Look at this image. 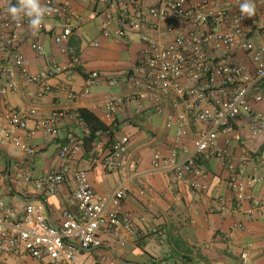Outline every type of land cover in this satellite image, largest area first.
<instances>
[{"label": "crops", "instance_id": "obj_1", "mask_svg": "<svg viewBox=\"0 0 264 264\" xmlns=\"http://www.w3.org/2000/svg\"><path fill=\"white\" fill-rule=\"evenodd\" d=\"M65 1L70 3L72 14L74 35L70 43L77 47L81 59L74 75L69 79L63 75L50 79L54 92L44 97L37 96L38 88L22 79L15 94L0 97V111L9 107L36 110L28 130L16 131V136L36 150L34 158H27L11 143L0 145V199L6 207L20 215L30 203L28 200L41 199L49 223L60 226L64 210L78 214L72 202L75 181L72 179L60 186L55 195L38 190L35 182L64 167L69 168L71 177L74 172L84 170L91 186L100 195L109 194L125 183L126 197L121 211L132 217L141 236L129 238L125 245H121L114 236L106 234L102 237L104 246L99 249H85L78 242L69 241L78 250L79 263L93 262L105 255L122 264L112 250L128 264H241L240 252L247 249L253 264H264V207L255 205L264 197V131L255 135L252 130L254 120L243 116L234 123L231 131L221 133L218 148L225 152V160L211 159L202 165L204 176L199 181L204 189L201 191L193 190L188 182L178 181L172 172L154 171L152 162L156 155L166 157L177 149L182 157L186 156L193 146V133L188 131L178 141L175 128H166L165 117L157 115L145 100L139 98V90L130 89L127 80L134 75L142 58V42L135 36L118 39L113 33L104 37L102 25L109 11L102 2ZM230 2L233 10L240 12L239 5L244 0ZM252 2L256 5V12L249 18L250 36L256 43H263L264 0ZM45 3L46 0H41L42 5ZM16 4L17 0H0V7ZM154 4L155 0H143L146 8ZM45 23L48 27L35 34L26 26L19 29L25 66L32 75L48 71L52 63L67 64L70 59L53 41L62 25L52 19H45ZM33 43L41 45L44 53L35 52L31 48ZM95 43L99 46L95 47ZM11 57L12 54L7 53V59ZM238 58L249 70L253 69L247 55L239 54ZM92 72L118 76L120 84L115 87L94 86L89 95L70 101L68 94L83 91ZM262 95L263 100L253 108L264 115V90ZM112 99H120L122 103L114 114L109 115L106 105ZM80 109L91 111L113 130L111 142L109 136L102 135L90 147L84 146L89 132L86 125L74 117ZM56 112L68 114L60 121L57 137L46 136L42 131L28 134L39 120ZM73 137L83 142L81 150L72 158H61V148ZM122 137L129 139L127 158L136 162L138 177L128 169H106L95 152L100 148L108 153L114 142ZM242 169L247 179L260 180L247 188L248 199L239 202L230 187V180ZM26 176H30V182L25 181ZM12 189L22 198L17 197ZM234 225H242L243 230L234 229ZM0 264L45 263L14 253L0 254Z\"/></svg>", "mask_w": 264, "mask_h": 264}, {"label": "built area", "instance_id": "obj_2", "mask_svg": "<svg viewBox=\"0 0 264 264\" xmlns=\"http://www.w3.org/2000/svg\"><path fill=\"white\" fill-rule=\"evenodd\" d=\"M102 2L109 11L102 25V35L111 33L118 39L137 37L144 45L142 58L134 75L128 78L130 89L138 92L159 116L165 117L168 130L175 128L178 141L188 131L193 133L192 148L182 157L177 149L169 156L156 155L152 164L154 171L172 172L178 181L188 182L193 190L201 191L204 186L199 179L204 176L202 165L211 159L225 160V152L218 148L221 133L232 130L234 123L243 116L254 120L255 135L264 131V115L253 105L263 100L264 90V42L256 43L250 36L249 18L232 8L230 0H155L151 7H144L143 0H92ZM50 13L45 19L60 23L53 41L60 46L61 53L69 57L67 64L52 63L50 69L37 75L28 72L21 51L19 29L29 27L28 19L14 22L7 13L11 5L0 7V97L15 94L19 80L38 88L37 96L44 97L54 92L49 80L59 76L71 78L81 63L77 47L71 45L74 35L71 6L65 0H46ZM30 28V27H29ZM41 26L38 32L44 30ZM264 33V32H263ZM95 47L99 43L94 44ZM31 48L43 54V47L33 43ZM7 53L12 57L7 59ZM239 54L247 55L253 69L240 62ZM102 84L115 87L120 84L118 76L92 72L81 92L72 91L68 99L72 102L89 95L91 88ZM122 103L112 99L106 105L109 115L115 113ZM36 110H17L9 107L0 111V145L11 143L15 148L34 158L36 150L16 136V131H27ZM65 112H56L39 120L34 130L46 136L57 137L59 124ZM75 119L85 124L79 114ZM129 139L122 137L112 145L108 153L100 148L96 153L102 164L110 171L128 169L139 176L135 161L128 160ZM83 145L76 138H69L61 148L63 159L75 156ZM233 168V165L230 166ZM75 181L72 202L78 210L75 215L66 209L62 213L60 226L49 223L46 207L39 202L29 203L25 210L16 215L0 199V254L20 253L45 264H118L114 259L100 256L93 262L79 263L78 250L69 241L78 242L83 248L99 249L104 246L102 237L114 236L121 245L132 237H140L132 217L121 211L126 197L125 183L113 192L100 195L91 186L87 172L73 173L64 167L51 171L38 179V190L55 195L60 186ZM258 178H246L243 169L230 180V187L239 202L248 199L247 188L257 183ZM30 182V176L25 177ZM264 207V197L255 202ZM112 206L115 210L109 211ZM234 229L243 230L242 225ZM241 264H253L249 252H240Z\"/></svg>", "mask_w": 264, "mask_h": 264}, {"label": "clouds", "instance_id": "obj_3", "mask_svg": "<svg viewBox=\"0 0 264 264\" xmlns=\"http://www.w3.org/2000/svg\"><path fill=\"white\" fill-rule=\"evenodd\" d=\"M241 15L251 18L255 15L256 5L252 0H244L239 5ZM50 9L41 4V0H17L16 5H11L7 8V13L11 19L20 23L27 18L29 27L38 32L41 26L48 27L45 23V16L50 13Z\"/></svg>", "mask_w": 264, "mask_h": 264}, {"label": "trees", "instance_id": "obj_4", "mask_svg": "<svg viewBox=\"0 0 264 264\" xmlns=\"http://www.w3.org/2000/svg\"><path fill=\"white\" fill-rule=\"evenodd\" d=\"M80 118L84 121L89 134L84 139V146L90 147L99 140L102 135L110 137V142L114 137L113 130L104 124L95 114L87 109H80L78 111ZM11 196L13 194L10 193Z\"/></svg>", "mask_w": 264, "mask_h": 264}, {"label": "water", "instance_id": "obj_5", "mask_svg": "<svg viewBox=\"0 0 264 264\" xmlns=\"http://www.w3.org/2000/svg\"><path fill=\"white\" fill-rule=\"evenodd\" d=\"M10 177V174L8 173V178ZM12 192H14V190L12 189ZM14 194L17 196V197H19V198H22V196H20L19 194H17V193H15L14 192ZM28 202H40V203H43L44 204V201L43 200H41V199H31V200H28ZM111 252H112V254L116 257V259L120 262V263H122V264H128V263H126V262H124V261H122L116 254H115V252H113L112 250H111Z\"/></svg>", "mask_w": 264, "mask_h": 264}, {"label": "rangeland", "instance_id": "obj_6", "mask_svg": "<svg viewBox=\"0 0 264 264\" xmlns=\"http://www.w3.org/2000/svg\"><path fill=\"white\" fill-rule=\"evenodd\" d=\"M108 210H109V211H114L115 209H114L112 206H110V207L108 208Z\"/></svg>", "mask_w": 264, "mask_h": 264}]
</instances>
